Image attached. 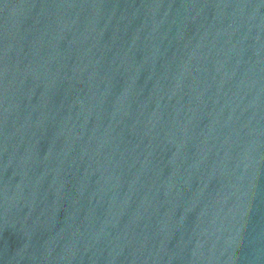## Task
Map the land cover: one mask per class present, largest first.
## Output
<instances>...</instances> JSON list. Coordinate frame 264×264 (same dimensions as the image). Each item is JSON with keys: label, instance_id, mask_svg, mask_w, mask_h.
<instances>
[{"label": "water", "instance_id": "95a60500", "mask_svg": "<svg viewBox=\"0 0 264 264\" xmlns=\"http://www.w3.org/2000/svg\"><path fill=\"white\" fill-rule=\"evenodd\" d=\"M0 264H264V0H0Z\"/></svg>", "mask_w": 264, "mask_h": 264}]
</instances>
